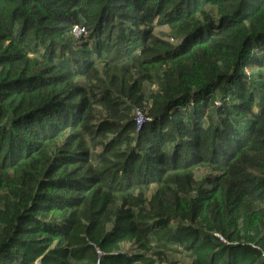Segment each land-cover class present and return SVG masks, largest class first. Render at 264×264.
I'll use <instances>...</instances> for the list:
<instances>
[{
	"label": "trees",
	"instance_id": "obj_1",
	"mask_svg": "<svg viewBox=\"0 0 264 264\" xmlns=\"http://www.w3.org/2000/svg\"><path fill=\"white\" fill-rule=\"evenodd\" d=\"M0 264H264V0H0Z\"/></svg>",
	"mask_w": 264,
	"mask_h": 264
},
{
	"label": "rangeland",
	"instance_id": "obj_2",
	"mask_svg": "<svg viewBox=\"0 0 264 264\" xmlns=\"http://www.w3.org/2000/svg\"><path fill=\"white\" fill-rule=\"evenodd\" d=\"M154 31H155L157 34L161 35V36H165V34H168V33H169V29H168L167 26H157V27H155ZM85 33H86V31H85ZM85 33H84V34H85ZM165 37H166V36H165ZM169 40H170L171 42H173V43L176 42L175 39H171L170 37H169ZM255 69H256V68H254L253 71H254ZM153 88H156V84H155L154 82H152V83H151V82H150V83L146 82V84H145V89H146V90L153 89ZM204 172H205V169H204V168H196V174H197L198 176H201ZM124 247H125L126 249L131 248V246L128 245V244H125ZM173 257H175V258L178 259L179 261H187V260H189V259H188L183 253H181V252H177L176 254L173 255Z\"/></svg>",
	"mask_w": 264,
	"mask_h": 264
},
{
	"label": "built area",
	"instance_id": "obj_3",
	"mask_svg": "<svg viewBox=\"0 0 264 264\" xmlns=\"http://www.w3.org/2000/svg\"><path fill=\"white\" fill-rule=\"evenodd\" d=\"M85 29L83 26L81 25H78V24H75L73 27H72V33L75 35V36H82V35H85ZM142 122H143V119H142V116L141 114H138L137 117H136V126L137 128H139L141 125H142ZM216 236H218L220 239L224 240L219 234L215 233Z\"/></svg>",
	"mask_w": 264,
	"mask_h": 264
}]
</instances>
